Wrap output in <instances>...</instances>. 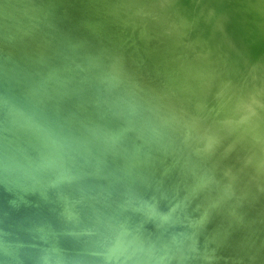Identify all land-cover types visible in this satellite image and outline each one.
Instances as JSON below:
<instances>
[{
    "label": "bare ground",
    "instance_id": "obj_1",
    "mask_svg": "<svg viewBox=\"0 0 264 264\" xmlns=\"http://www.w3.org/2000/svg\"><path fill=\"white\" fill-rule=\"evenodd\" d=\"M263 185L264 0H0V264H264Z\"/></svg>",
    "mask_w": 264,
    "mask_h": 264
},
{
    "label": "rangeland",
    "instance_id": "obj_2",
    "mask_svg": "<svg viewBox=\"0 0 264 264\" xmlns=\"http://www.w3.org/2000/svg\"><path fill=\"white\" fill-rule=\"evenodd\" d=\"M230 36H231V39L233 41V44L238 48L241 47V43H240L239 39L237 38V36L232 31H230ZM140 131L142 132L144 130H140V129H139V131L137 130L133 134V136L141 133ZM234 153H236L237 155H242L244 153V148L240 144L235 143L232 154H234ZM158 158H161V157H153L152 158L153 162H152V159H150L148 164L154 163V161L157 160ZM233 165L236 167V169L239 168V170H241V172H244L247 170L244 166H242L238 163L233 164ZM261 189H264V185L262 186ZM235 196H237L236 189L234 187H230L227 191V199L226 200L232 202V200H234ZM239 204H240V206H242L243 209H245V211L247 213H252L251 217L249 218V221L253 220L255 218V216H257L258 214L264 213V211H263L264 199H258L256 201L255 200L250 201L248 196H243V197H241Z\"/></svg>",
    "mask_w": 264,
    "mask_h": 264
},
{
    "label": "water",
    "instance_id": "obj_3",
    "mask_svg": "<svg viewBox=\"0 0 264 264\" xmlns=\"http://www.w3.org/2000/svg\"><path fill=\"white\" fill-rule=\"evenodd\" d=\"M143 133H144V131L141 132L140 134L136 135V137L139 138L140 136H143ZM154 148H155V147H154ZM233 149H234V148H233ZM244 152H245V150H244ZM244 154H245V153H243L242 155H237L236 153H234V156L238 158L237 161H235L236 164L240 162L239 160L244 156ZM158 159H159V158H158ZM158 159H157V161H158ZM243 166H244V165H243ZM212 167H213V168H211V169L216 170V168L218 167V164H213ZM244 167L247 169L246 172H248V169H249L248 166H244ZM231 168H235V167H234V166H231ZM244 172H245V171H244ZM236 193H237V190H236ZM250 222H251V221H250Z\"/></svg>",
    "mask_w": 264,
    "mask_h": 264
}]
</instances>
